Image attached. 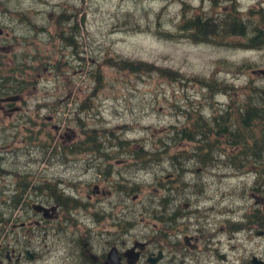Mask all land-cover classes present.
<instances>
[{"label": "rangeland", "instance_id": "374dc122", "mask_svg": "<svg viewBox=\"0 0 264 264\" xmlns=\"http://www.w3.org/2000/svg\"><path fill=\"white\" fill-rule=\"evenodd\" d=\"M2 4L8 13L0 16V26L11 35L10 42L0 40V46L9 44L3 49L9 55L1 61L0 73L10 77L14 90L21 87L20 93L11 95L20 97L16 106L22 112L13 128L0 131V143H10L14 149L34 145L20 160L26 163L15 166L16 172L32 174L28 203L11 208L5 218H11L12 225L30 224L15 228V233L40 253L36 264H85L80 243L89 241L100 249L111 241L112 236L100 237V231H114L109 225L118 211L140 212L135 234L143 240L155 237L151 226L157 221L142 211H163L160 200L166 194L160 184L165 185L173 172L178 175L172 182L175 211L236 213L216 215L215 230L224 229L217 233L216 248L226 260L211 258L212 264H248L251 255H264V238L225 229L238 224L246 211H264V197L259 207L255 202L260 198L251 197V192L259 197L253 188L259 187L264 167L260 177L248 163L240 170L223 167L224 175L215 176L217 164L204 167L198 157H191L195 144L175 135V130L188 126L189 116L197 113L211 119L229 107L235 112L249 100L253 87L264 89V47H249L260 31L264 35V4L260 6L259 0H4ZM210 17L211 24L206 23ZM236 22L243 24L246 35L224 34ZM19 24L26 29H18ZM122 62L149 68L130 72L121 68ZM0 118L7 126L12 121ZM91 133L103 150L100 155L112 156L106 178L96 170L105 168L104 158L94 162L100 167H91L86 166L92 163L90 153L70 152L74 144L93 145L85 142ZM224 147V155L215 152L213 160L229 164L227 155H232L233 162L243 161L229 146L220 149ZM178 163L186 173L180 172ZM59 181L64 186L57 185ZM119 183L127 198L111 190ZM39 185L45 195L35 196L32 189ZM51 189L65 194L57 197ZM102 190L110 192L101 195ZM71 194L80 197L79 203L72 202ZM6 196L9 199L11 192ZM58 202L63 206L58 209L61 216L70 220L48 223L56 225L55 230L39 236L34 224L40 217L34 208L49 209ZM0 211H6L4 205ZM95 211L106 212L96 217L99 223L87 214ZM208 219L213 221L214 214L208 212Z\"/></svg>", "mask_w": 264, "mask_h": 264}, {"label": "flooded vegetation", "instance_id": "af4514ba", "mask_svg": "<svg viewBox=\"0 0 264 264\" xmlns=\"http://www.w3.org/2000/svg\"><path fill=\"white\" fill-rule=\"evenodd\" d=\"M2 1V2H1ZM0 1V16L4 17L8 13V9L3 7L4 0ZM209 1L211 3L216 2L218 0H202ZM264 4V0H259V5L262 6ZM210 18L204 19L206 23H210ZM236 18H232V22ZM198 21H201L198 19ZM204 22V21H203ZM236 24V23H234ZM8 27V26H7ZM10 30H15L14 27H8ZM19 28H25L23 25L19 24ZM11 35L8 33V30L5 27L0 26V40H8L10 42L8 36ZM13 40V39H12ZM7 43L5 46H0V66L1 61L5 59L9 52H3V49L8 47ZM0 92V117L5 116L12 120L9 123V126L4 124L2 118H0V131H5L6 129L13 128L15 124L14 119L17 115H20L22 112V107L16 106L21 99L17 101H13L12 98L14 96L11 95L10 92L1 89ZM33 144H29L22 149H14L11 148L10 143H0V205H4L6 211H0V264H36L40 261L41 255L35 249H32L29 243H22L19 239L18 234L15 233L16 229H25V227L30 224H14L11 223V218H5V214L8 215L11 208L15 209L16 205L22 206L24 204L26 206L25 196L30 193L31 190H28V184L31 173L26 171L16 172L15 166L16 164H21L20 160L22 156H28L29 150L33 147ZM55 145V147H57ZM121 149V148H120ZM80 150L79 144H74L70 148V152H78ZM103 150L100 148L98 152H84L85 154L90 153L93 156L91 159L92 163H86V166H94L97 165L100 167L101 163L95 164L94 162H98L100 158H104L105 160L102 163L105 165V168H100L97 170V173L100 176H104V178L110 176V168L112 167V159L111 155H100ZM97 153V156L94 155ZM222 157L224 153L222 151H217V154ZM139 161V160H138ZM39 162V161H37ZM26 163V162H24ZM22 163V164H24ZM168 163L172 166L173 170H175V166L172 164L171 160H168ZM234 163V164H233ZM231 162L227 164L221 160H213L211 162H207L204 164V167H214L216 168L214 174L215 176H222L223 167L233 169L236 168L237 162ZM221 164V165H219ZM259 164L261 168L259 169ZM263 164V165H262ZM264 167V161H258V168L253 167V164L250 166V170L258 177L262 176V168ZM203 167L201 166V173H204ZM178 169L181 173H186V167H182L181 163H178ZM228 174V172L226 173ZM176 172L169 174L166 177L167 182L164 184H160L161 188L165 192L166 196L161 201L160 204L163 207V211H142L143 213H149L151 218L156 219L153 226H151L152 233L155 235L153 238H149L148 240H143L140 235L135 234V227L138 223V216L140 212L134 211H118L115 216L111 217V225L114 228V231L111 230H102L100 231V237H110L112 236L111 241H105L104 244L98 248L97 245H93L89 241H82L80 243V254L85 264H212L210 259H219L225 262L226 257L221 255L218 248L216 246L219 244L217 242V233L223 231V227L219 228V232L215 230L217 227V213L218 216L222 217L225 214L233 215L236 214L232 211H175L176 199L172 197V194L175 191V188L172 185L174 181ZM264 178V177H263ZM41 184L46 186V181H41ZM59 186H64L62 181L57 183ZM69 187V186H67ZM97 188V187H95ZM257 191L256 196L255 193L251 192V197L260 198V202H255V206L259 207L262 204V195L260 191L263 189V186L254 187ZM61 190V189H60ZM111 190L119 191V196H125L127 198L129 195L126 191L123 183H119L116 187L111 188ZM177 190H179V186H177ZM99 194L105 195L104 193H109V190H102ZM9 192H11V196L8 199L4 197ZM51 192L57 196H64L65 192L62 190L61 192L55 191V189H51ZM159 192V191H158ZM264 192V191H263ZM32 194L35 196L45 195V189H42L39 185L37 188L32 189ZM73 199V203H79L80 197L76 194L70 195ZM127 196V197H126ZM2 201L1 199H4ZM70 198V197H69ZM75 200H78L76 202ZM57 205L49 207H43L44 211H34L40 217V221H36L34 227L39 231V236L42 232L49 233L50 231L55 230L52 225L48 223H55L58 219L60 222L70 220L68 217H62L61 212L58 209L63 208L61 203H56ZM81 204V203H80ZM91 204V202H89ZM83 205V204H82ZM86 205V203H84ZM34 206V205H33ZM41 206V205H37ZM87 206V205H86ZM186 206V205H185ZM33 209V207H32ZM24 210V209H23ZM208 212L214 214V220L210 221L208 219ZM93 218L95 223H99V220L96 219L98 216H103L106 212H93L87 213ZM142 216V214H140ZM158 215L160 216L158 218ZM86 216V213L83 215ZM89 216V217H90ZM162 216H166L164 219ZM71 219L78 222V219L71 215ZM242 220L237 221L238 224L227 225L225 227L226 231H236L242 230L241 232L248 234H256L257 237L264 238V211H246L245 214L242 215ZM230 221H228L229 223ZM148 225V224H147ZM78 226V225H73ZM149 226V225H148ZM220 226V225H219ZM86 230L91 233V227L85 225ZM30 231V227L28 228ZM33 230V229H31ZM93 231V230H92ZM84 232H86L84 230ZM25 239L28 237V232L26 231ZM94 234L98 235L96 232ZM99 236V235H98ZM34 237H36L34 235ZM249 239V238H248ZM32 242V241H31ZM40 243V241H39ZM32 245V244H31ZM253 257H257L264 261V255H251L248 264H251L250 261Z\"/></svg>", "mask_w": 264, "mask_h": 264}, {"label": "trees", "instance_id": "16d2710c", "mask_svg": "<svg viewBox=\"0 0 264 264\" xmlns=\"http://www.w3.org/2000/svg\"><path fill=\"white\" fill-rule=\"evenodd\" d=\"M197 24L198 22H191L192 26ZM224 34L245 36L246 31L243 24L236 22L233 27L224 31ZM249 47H264V35L262 31L250 40ZM121 64V68H128L127 70L130 72L148 70L149 68L140 69L145 67L142 63L122 62ZM9 79L10 77H3L0 73V92H2L1 89H4L10 93H20L21 87L18 88L19 90H14L8 83ZM13 81L15 82L16 80ZM247 95V99L249 100H246L245 104L242 103V106L239 105L235 112L229 107L226 108L223 114H213L211 119H205L196 113L188 117L186 123L188 126L175 130L177 137L195 144L192 150V158L198 157L200 164L204 165L207 162L213 161L215 152L220 150L225 153L226 147L220 149L221 145H225L231 148L236 159L239 160L238 156H240V159H243V161L239 160V163L236 164L238 170L247 163L249 165L253 164L254 169L258 168V161L264 158V89L253 87ZM97 140L98 138L95 133H91V136H88V140L85 142L93 145L79 143L80 150L84 152H98L99 145L97 142L99 141ZM227 158L233 163L232 155H227ZM260 168L261 165L259 164ZM259 186H263L264 189V178L260 181Z\"/></svg>", "mask_w": 264, "mask_h": 264}, {"label": "water", "instance_id": "95a60500", "mask_svg": "<svg viewBox=\"0 0 264 264\" xmlns=\"http://www.w3.org/2000/svg\"><path fill=\"white\" fill-rule=\"evenodd\" d=\"M261 72H262V71H261ZM262 73L264 74V72H262ZM18 98H19L18 96H14V97L12 98V100H13V101H17ZM34 209L37 210V211H40V210H42V207H35ZM43 210H45V209H43ZM250 263H251V264H264V261L261 260V259H258L257 257H253V258L251 259Z\"/></svg>", "mask_w": 264, "mask_h": 264}]
</instances>
